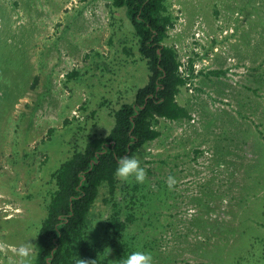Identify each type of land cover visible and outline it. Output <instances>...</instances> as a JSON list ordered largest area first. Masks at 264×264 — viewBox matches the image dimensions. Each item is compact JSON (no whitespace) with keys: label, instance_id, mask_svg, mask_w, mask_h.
<instances>
[{"label":"rangeland","instance_id":"374dc122","mask_svg":"<svg viewBox=\"0 0 264 264\" xmlns=\"http://www.w3.org/2000/svg\"><path fill=\"white\" fill-rule=\"evenodd\" d=\"M168 2L165 43L189 63L178 102L192 120L160 121L136 155L145 182L102 190L89 241L111 258L116 203L154 264H264V0ZM112 11L111 0H0V264L28 239L35 262L51 174L148 83L126 11Z\"/></svg>","mask_w":264,"mask_h":264},{"label":"trees","instance_id":"16d2710c","mask_svg":"<svg viewBox=\"0 0 264 264\" xmlns=\"http://www.w3.org/2000/svg\"><path fill=\"white\" fill-rule=\"evenodd\" d=\"M168 1L111 0L112 14L124 9L132 24L139 55L148 69V83L138 89L133 103L123 104L112 113L115 125L107 136H88L81 145H74L71 156L51 174L47 214L32 264H77L80 259L95 264H122L124 257L136 251L126 239L132 219L123 221L116 203L106 222L111 258L89 241V217L104 188L111 198L116 196L118 161L136 156L145 145L158 140L161 120H192L187 108L178 102L181 89L187 84L180 72L179 55L165 43L175 26Z\"/></svg>","mask_w":264,"mask_h":264},{"label":"clouds","instance_id":"9594fccd","mask_svg":"<svg viewBox=\"0 0 264 264\" xmlns=\"http://www.w3.org/2000/svg\"><path fill=\"white\" fill-rule=\"evenodd\" d=\"M115 177L124 182L134 180L136 183H144L146 171L142 166L141 160L136 156H128L118 161ZM173 177H168V187L172 188L175 184ZM33 239H28L13 249L15 259L9 258L8 264H31L32 254L35 246L31 243ZM77 264H95V261L78 260ZM122 264H154V257L150 252L136 250L123 258Z\"/></svg>","mask_w":264,"mask_h":264},{"label":"built area","instance_id":"2783aa9c","mask_svg":"<svg viewBox=\"0 0 264 264\" xmlns=\"http://www.w3.org/2000/svg\"><path fill=\"white\" fill-rule=\"evenodd\" d=\"M196 37L200 38V35L198 33H196ZM180 62H181L180 72L184 76L185 75L186 66H188L189 63H188V61L186 59H182V61H180ZM188 86H190V84H188Z\"/></svg>","mask_w":264,"mask_h":264}]
</instances>
